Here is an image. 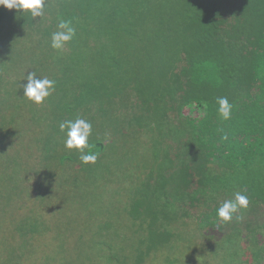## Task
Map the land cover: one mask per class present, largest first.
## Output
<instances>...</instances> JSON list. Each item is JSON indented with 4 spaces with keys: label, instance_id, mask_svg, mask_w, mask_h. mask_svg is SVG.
I'll return each instance as SVG.
<instances>
[{
    "label": "trees",
    "instance_id": "trees-1",
    "mask_svg": "<svg viewBox=\"0 0 264 264\" xmlns=\"http://www.w3.org/2000/svg\"><path fill=\"white\" fill-rule=\"evenodd\" d=\"M58 17L77 33L60 52L50 47ZM31 71L55 81L41 106L22 99ZM220 97L232 105L227 121ZM76 118L92 124L95 164L64 147L59 123ZM114 157L119 169L137 161L135 190L121 199L128 237L112 232L111 213L91 264H264V0H47L35 20L0 7V264L28 255L56 264L40 253L55 241L34 246L39 224L51 230L61 208L54 188L71 191ZM23 171L45 183L24 216ZM237 191L249 198L243 219L219 223L217 208ZM78 228L69 225L62 241ZM9 244L18 250L7 259ZM63 250L57 260L69 264Z\"/></svg>",
    "mask_w": 264,
    "mask_h": 264
},
{
    "label": "rangeland",
    "instance_id": "rangeland-1",
    "mask_svg": "<svg viewBox=\"0 0 264 264\" xmlns=\"http://www.w3.org/2000/svg\"><path fill=\"white\" fill-rule=\"evenodd\" d=\"M11 125V124H10ZM13 127L20 129L22 123L14 122ZM132 141V140H131ZM141 160L140 158L137 159ZM112 164L110 169H105L104 167L92 169V171H86L84 176L74 185L70 191L65 185L58 186L54 188V206L61 204V208L56 213V216L51 219V230H45L47 225L39 224L41 230L44 229L41 241L35 242L34 246L42 245V243L51 240L55 241L52 246H47V251H40L42 256H47L54 260L56 264H60L57 260L58 249H64L63 255L66 259L71 260L69 264H91L95 248H99V241L96 238L99 237V227L104 222H110L109 216L111 213H116L119 216L118 223L113 226L112 232H120V241H124L125 237H128V230L123 229V217L125 215V208L127 204L123 203L121 199L124 197L131 196V193L135 190L136 179L132 177V173L135 169L137 161L133 163L134 159L130 161H125L119 169V158H111ZM130 162V163H129ZM2 160L0 159V165ZM13 170H10V174ZM31 174L26 178L25 171L20 174V176L26 179L27 184L22 192V197L24 198L26 204L29 205V210L26 213H21L22 216L26 215L32 208L33 203L28 200L31 198L33 189H39L40 185L45 184L43 178L36 180L35 173ZM128 201V200H127ZM77 205V209H74ZM75 207H72V206ZM89 205V208H84ZM74 209V210H73ZM146 218L152 222L151 215H146ZM115 218L111 221L114 222ZM28 224H36L34 221H30ZM69 225H76L80 228L72 230L75 236H70L69 239L62 241L63 233H66V228ZM194 227V225L192 226ZM196 232V231H195ZM198 234L199 231H198ZM190 234L184 232L183 237H187ZM83 236L82 238H79ZM126 240V239H125ZM203 242L208 246H217L220 250L226 251L228 249V243L226 241L220 243L217 239L211 235H202ZM189 241V240H186ZM220 243V244H219ZM61 244V245H60ZM134 244V240L132 241ZM180 246L183 247V244ZM120 253H128V249L125 244L119 243ZM3 251L2 249H0ZM18 247L12 244L8 245V251L6 258L9 259L13 256ZM74 250V252H73ZM247 252H243L241 255H246ZM52 256V257H51ZM212 264L214 263L211 262ZM20 264V263H19ZM23 264H32L31 257L28 255L23 259ZM42 264H46L44 258L42 259Z\"/></svg>",
    "mask_w": 264,
    "mask_h": 264
},
{
    "label": "clouds",
    "instance_id": "clouds-1",
    "mask_svg": "<svg viewBox=\"0 0 264 264\" xmlns=\"http://www.w3.org/2000/svg\"><path fill=\"white\" fill-rule=\"evenodd\" d=\"M47 6V0H0V7L7 10H16L23 16H30L33 20L43 18ZM76 28L73 21L58 17L56 31L51 34V49L63 51L76 37ZM26 84L23 87L22 99L27 102L41 106L55 91V81L47 77L40 78L36 72H28L24 77ZM218 115L224 121L231 119L232 105L226 97L217 100ZM59 131L65 135L64 147L69 151L80 154L82 164H95L98 156L93 150L94 146L89 143L92 135V124L83 119L66 120L59 123ZM223 139H227L224 135ZM87 150V151H86ZM249 208V198L242 192H235L232 199L225 200L216 210V219L219 223L227 225L235 220H242L243 214Z\"/></svg>",
    "mask_w": 264,
    "mask_h": 264
}]
</instances>
